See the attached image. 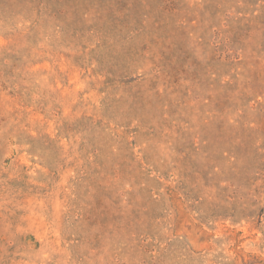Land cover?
Listing matches in <instances>:
<instances>
[{
  "label": "rangeland",
  "instance_id": "374dc122",
  "mask_svg": "<svg viewBox=\"0 0 264 264\" xmlns=\"http://www.w3.org/2000/svg\"><path fill=\"white\" fill-rule=\"evenodd\" d=\"M0 264H264V0H0Z\"/></svg>",
  "mask_w": 264,
  "mask_h": 264
}]
</instances>
